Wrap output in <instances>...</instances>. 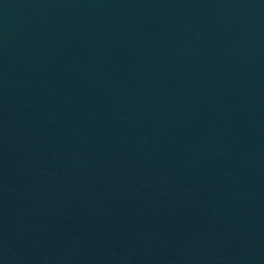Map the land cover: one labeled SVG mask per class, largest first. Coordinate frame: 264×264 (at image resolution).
I'll return each instance as SVG.
<instances>
[{
    "label": "water",
    "instance_id": "95a60500",
    "mask_svg": "<svg viewBox=\"0 0 264 264\" xmlns=\"http://www.w3.org/2000/svg\"><path fill=\"white\" fill-rule=\"evenodd\" d=\"M0 264H264V0H0Z\"/></svg>",
    "mask_w": 264,
    "mask_h": 264
}]
</instances>
